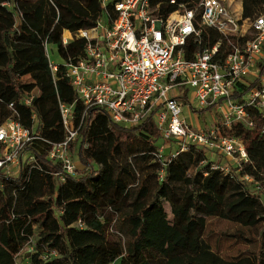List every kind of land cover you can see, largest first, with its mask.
<instances>
[{"label": "trees", "instance_id": "1", "mask_svg": "<svg viewBox=\"0 0 264 264\" xmlns=\"http://www.w3.org/2000/svg\"><path fill=\"white\" fill-rule=\"evenodd\" d=\"M150 2L168 15L200 0ZM242 8L254 19L264 14V0H242ZM115 17L114 0H0V125L13 117L27 127L37 123L40 135L29 146L35 161L18 175L0 173V264H16L31 243L22 254L31 264H222L204 238L209 217L249 228L264 223V112L250 110L253 128L236 122L224 129L243 139L249 155L229 171L215 168L220 161L196 145L161 159L152 120L125 127L96 108L83 116L65 63L84 56L87 41L77 33ZM65 31L75 36L67 44ZM220 38L205 30L199 46ZM49 45L63 63L51 62ZM33 91L40 94L32 98ZM60 103H75L82 122L75 142L81 172L65 181L47 158L50 142L65 138ZM48 249L57 255L43 258ZM185 256L200 257L177 260ZM257 264H264V246Z\"/></svg>", "mask_w": 264, "mask_h": 264}, {"label": "built area", "instance_id": "2", "mask_svg": "<svg viewBox=\"0 0 264 264\" xmlns=\"http://www.w3.org/2000/svg\"><path fill=\"white\" fill-rule=\"evenodd\" d=\"M114 10V20L101 19L75 35L87 41L84 56L65 63L76 100L85 106L83 116L96 108L125 127L152 120L164 139L161 159L167 146L176 156L196 145L220 161L215 168L229 171L232 161L237 167L249 162L243 139L224 129L236 122L253 128L250 110L264 112V14L244 18L239 0H200L195 8L180 6L168 15L159 14L150 0H114ZM205 30L221 38L199 46ZM75 36L70 33V40ZM190 88L202 109L226 105L218 124L196 128L182 115ZM60 110L65 138L50 142L47 158L60 166L56 176L65 181L77 175L75 142L82 122L76 123L75 103H60ZM38 133L37 123L27 127L13 117L0 125V173L12 175L14 167L35 161L29 146L40 139ZM33 249L31 243L21 254ZM55 255L48 249L43 258Z\"/></svg>", "mask_w": 264, "mask_h": 264}, {"label": "rangeland", "instance_id": "3", "mask_svg": "<svg viewBox=\"0 0 264 264\" xmlns=\"http://www.w3.org/2000/svg\"><path fill=\"white\" fill-rule=\"evenodd\" d=\"M239 1L242 2V0ZM69 38L65 40H69ZM47 53L52 63H63L62 58L59 56L57 48L54 45L48 46ZM30 80L31 79L29 76L22 78L24 83L30 82ZM188 94V98L183 100L182 103V115L190 124L196 128H207L214 122L216 118L221 119V115L226 109V105H223V107L218 109H202L197 103L195 90L190 88ZM35 96L37 95L34 93V91L30 93V97L33 98ZM163 144L164 139H158L157 145L160 147ZM172 151L174 150H172L170 146H167L164 149L163 154L169 156ZM74 160L77 167L81 169L82 164L80 162L78 153H76ZM94 165L95 168L99 167L98 163H94ZM19 171V167L13 168L14 175H18ZM80 172L81 171L78 170L76 171V174L78 175ZM168 210H170L169 207ZM204 238L209 245L210 250L216 252L220 256L222 264H257L259 253L264 246V223H261L256 227L249 228L225 218L209 217L207 219V228ZM33 239H35V237H33ZM204 254L205 253H202L201 255ZM200 256H185L183 258H178L177 260L185 261L187 259H195ZM24 261V255L21 254L19 257H17L16 264H24ZM114 264L119 263L117 262Z\"/></svg>", "mask_w": 264, "mask_h": 264}, {"label": "bare ground", "instance_id": "4", "mask_svg": "<svg viewBox=\"0 0 264 264\" xmlns=\"http://www.w3.org/2000/svg\"><path fill=\"white\" fill-rule=\"evenodd\" d=\"M64 37H65L64 40H65V39H68V38L70 37V34H69L68 31H65V32H64ZM69 40H70V38H69ZM69 40H65V41H69Z\"/></svg>", "mask_w": 264, "mask_h": 264}, {"label": "crops", "instance_id": "5", "mask_svg": "<svg viewBox=\"0 0 264 264\" xmlns=\"http://www.w3.org/2000/svg\"><path fill=\"white\" fill-rule=\"evenodd\" d=\"M69 34H70V32H69ZM39 94H40V93H38L37 96H38ZM222 160L224 161V159H222ZM232 163H233V166H235L236 163H235L234 161H232Z\"/></svg>", "mask_w": 264, "mask_h": 264}]
</instances>
